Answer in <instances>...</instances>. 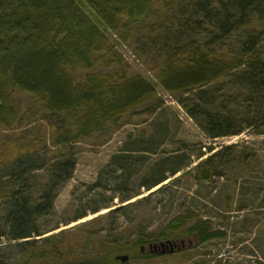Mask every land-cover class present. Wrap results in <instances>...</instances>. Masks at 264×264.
I'll return each mask as SVG.
<instances>
[{"label": "trees", "instance_id": "obj_1", "mask_svg": "<svg viewBox=\"0 0 264 264\" xmlns=\"http://www.w3.org/2000/svg\"><path fill=\"white\" fill-rule=\"evenodd\" d=\"M100 22L120 32L142 55L150 51L146 43L139 45L138 35L155 26L166 44L187 42L179 50L185 59L178 61L177 53L170 56L159 80L169 93L188 95L179 103L209 139L238 137L248 130L264 135V0H0V128L13 131L24 119L31 125L41 109V119L55 126L44 145L39 139L20 145L19 137L0 146V182L9 184L0 188V251L15 248L21 264H123L117 260L120 254L129 255L125 264L150 262L162 256L149 252L152 243L194 239L203 246L227 236L187 211L153 240L139 238L121 247L105 243L96 257L73 263L60 260L63 252H71L64 251L70 244L60 240L66 233L53 234L60 227L45 230L41 221L54 213L60 191L74 176L76 146L110 126L121 128V120L131 113L153 116L164 104L144 78L128 77ZM238 33L242 37L230 58H216L207 48L189 54L193 38L203 36L206 47L224 48ZM100 62L106 67L116 64L119 71L113 76L88 74L79 81L80 71L93 70ZM17 93L31 98L26 116ZM41 148L57 157L48 163V180L35 198L32 178L46 166ZM237 149L225 147L197 165L199 178L212 181L217 168ZM182 170L174 166L171 176ZM167 181V176L152 181L149 191ZM85 218L81 215L71 223ZM0 264H7L1 252Z\"/></svg>", "mask_w": 264, "mask_h": 264}, {"label": "rangeland", "instance_id": "obj_2", "mask_svg": "<svg viewBox=\"0 0 264 264\" xmlns=\"http://www.w3.org/2000/svg\"><path fill=\"white\" fill-rule=\"evenodd\" d=\"M156 9L166 13L161 6ZM85 10L98 19L88 7ZM101 27L108 44L122 57L128 77L144 78L164 104L153 116L131 113L121 120V128L110 126L76 146L78 164L74 176L60 191L54 213L41 221L45 230L60 227L53 234L66 233L60 240L70 244L64 251L71 252H63L60 260L73 263L96 257L100 254L99 246L105 243L121 247L139 238L153 240L172 220L191 211L227 236L203 246H197L194 239L186 240L182 252L132 264H264V135L248 130L238 137L209 139L179 103L188 95L171 94L162 86L159 71L175 53L179 55L178 61L185 59L186 55L179 50L187 42L180 46L172 41L166 44L155 26L138 35L139 45L146 43L150 51L142 55L135 44L125 43L120 32L106 24ZM241 37L242 33L235 34L224 48L211 49L206 47L207 40L198 36L192 39L191 43H195L189 54L196 53L195 48H207L216 58H230L236 55L235 47ZM118 71V65L106 67L100 62L93 70L80 71L79 81L88 74L102 72L113 76ZM15 98L22 105V115H28L31 98L21 93ZM238 100L236 97L235 103ZM44 111L38 110V121L31 125L23 117L13 131L0 128V146L19 137L20 145L32 139H39L44 145L55 127L41 119ZM233 145L238 149L228 157L226 165L217 168L213 180H201L197 165ZM41 149L39 155L47 166L57 155L48 148ZM210 149L215 151L210 153ZM201 156L205 157L199 160ZM46 166L32 178L35 198L48 180ZM174 166L183 170L172 177ZM163 176L169 181L149 191L150 183ZM2 186L7 188L9 184L0 182ZM95 211L99 213L94 214ZM111 211L113 214L107 215ZM84 214L87 218L71 223ZM97 217L102 218L89 222ZM182 240L185 239L179 241ZM0 252L7 264H21L22 256L15 248L5 247Z\"/></svg>", "mask_w": 264, "mask_h": 264}, {"label": "water", "instance_id": "obj_3", "mask_svg": "<svg viewBox=\"0 0 264 264\" xmlns=\"http://www.w3.org/2000/svg\"><path fill=\"white\" fill-rule=\"evenodd\" d=\"M186 240H176V241H166L159 244H150L148 249L150 253L153 254H159V255H167V254H175L177 252H182L184 249H186ZM198 241L196 242V245L198 246ZM146 250L145 248H142V252L144 253ZM117 260L121 263L125 264L130 261L129 255H123L117 257Z\"/></svg>", "mask_w": 264, "mask_h": 264}]
</instances>
